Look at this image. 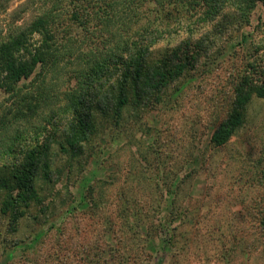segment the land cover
Here are the masks:
<instances>
[{
    "label": "trees",
    "instance_id": "16d2710c",
    "mask_svg": "<svg viewBox=\"0 0 264 264\" xmlns=\"http://www.w3.org/2000/svg\"><path fill=\"white\" fill-rule=\"evenodd\" d=\"M10 1L0 0V11ZM258 6L264 13V0H38L32 18L19 24L20 17H15L6 31L1 29L0 216L9 229L17 231L22 219H32L42 228L30 241L37 246L52 230L62 234L73 211L90 201L96 206L95 173L94 179H82L77 204L69 209L55 185L66 170L68 176L86 170L95 155L98 126H119L127 115L138 120L155 110H177L198 76L201 88L205 75L231 59L236 65L228 71L225 114L221 118L217 109L210 138L213 149L230 144L247 123L250 103L264 100V36L246 31ZM155 145H150L151 152L162 170L157 181L164 186L158 197L174 209L163 216L157 201V207L152 202L145 212L128 196L120 214L127 223L131 217L139 222H132L128 232L125 225L118 228L124 236L108 223L119 241L105 244L106 257L98 264H126L130 253H114L127 246L130 236H141V227L146 244L151 242L163 258L173 246L179 226L173 224L183 221L176 205L186 179L177 173L162 175L165 164ZM261 175L264 185V170ZM245 209L244 223L257 222L244 226L245 235L257 226L259 238L255 244L244 236L242 240L246 249H256L264 243V205L259 201ZM240 215L235 216L239 221ZM154 236L160 239L159 249ZM20 244L10 248L9 261L14 263Z\"/></svg>",
    "mask_w": 264,
    "mask_h": 264
},
{
    "label": "rangeland",
    "instance_id": "374dc122",
    "mask_svg": "<svg viewBox=\"0 0 264 264\" xmlns=\"http://www.w3.org/2000/svg\"><path fill=\"white\" fill-rule=\"evenodd\" d=\"M27 1L11 0L8 9L0 11V30L6 31L15 17H20L21 24L34 16L38 0ZM26 2L28 6L22 7ZM260 19L264 22L263 9L258 6L246 31H254L256 37L264 36V25L256 29ZM235 63L231 59L222 61L211 75H205L201 88L197 87L202 79L198 76L196 87L187 90L177 110H155L138 120L127 115L119 126H98L95 155L86 170L70 176L66 170L55 185V190L62 191L60 201L68 200L64 208L69 209L77 204L82 179L93 178L91 173H95L92 185L96 206H91V201L87 206L82 204L67 218L62 234L52 230L39 246L30 241L42 229L40 224L25 218L14 231L0 216V264L10 260L8 252L15 243H21L22 247L13 253L11 264H98L106 257L105 244L119 241L106 228L108 223L116 235L124 236L118 231L122 225L128 232L132 222H139L131 217L127 223L120 214V206L128 202V196L136 198L145 212L152 202L157 207L158 201L162 215H169L174 208L158 197L164 186L157 181L162 170L152 155V144L160 150L159 157L165 164L162 175L177 173L186 179L176 205L183 221L178 218L173 224L179 226L165 258L151 249V242L146 244L143 227L141 236H130L127 246L115 252V257L130 253L132 257L126 264H264V243L248 250L242 240L244 236L248 243L255 244L259 238L257 226L249 227L250 232L245 235L248 228L244 226L257 222L248 219L244 223V219L248 204L254 208L260 201L264 205V185L260 182L264 170V100L250 103L247 123L230 144L220 149H213L210 144L217 109L221 118L225 114L224 99L230 91L228 71H232ZM3 98L0 94V100ZM145 126L150 127L149 133L143 130ZM239 212L244 214L240 221L235 217ZM155 219L158 221L159 215ZM154 238L159 249L160 239ZM30 245L33 249H29Z\"/></svg>",
    "mask_w": 264,
    "mask_h": 264
}]
</instances>
